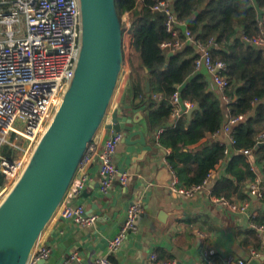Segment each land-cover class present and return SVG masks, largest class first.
<instances>
[{"label": "built area", "instance_id": "built-area-1", "mask_svg": "<svg viewBox=\"0 0 264 264\" xmlns=\"http://www.w3.org/2000/svg\"><path fill=\"white\" fill-rule=\"evenodd\" d=\"M142 2L143 0H138V3ZM251 5L255 6L253 3ZM153 10L164 14L166 30L172 35L171 40L161 44L163 53L177 54L193 46L197 55L195 70L198 72L204 69L212 74L216 91L224 93L229 85L225 75L227 66L223 61L212 60L211 50L217 47L215 41L210 39L205 43L201 42L188 28L181 34L179 29L181 22L176 18L171 1L158 0ZM122 22L123 35H127V41L125 40L123 45L124 55L128 54L129 57L130 22L127 20ZM258 25L259 33L252 39L244 40L264 51V15H260ZM82 31L80 0H0V199L2 192L12 189L22 175L31 153L63 103L75 76L82 47ZM223 99L226 103L230 102L225 95ZM170 102L172 122H176L195 107L189 102L182 103L178 92L172 96ZM244 120L245 115L230 117L223 128L211 136L225 133L227 143L234 146L236 144L234 128ZM123 139L122 132H115L104 141V149L99 155L101 195L107 194L118 176L124 186L129 183L127 175L119 173L113 163V156ZM263 143L264 132H261L255 146L243 149L241 153L251 162L257 146ZM91 150H95L92 143L87 153ZM168 167L170 168L169 165ZM172 176L169 187L176 193L192 197L210 184L212 173L208 174L201 185L190 188L180 187L173 171ZM91 180V175L84 174L74 195L81 196ZM73 185L74 179L69 190ZM249 191L251 195L261 198L259 181H254ZM215 201L232 211L238 210L233 203L224 198H216ZM143 212L144 199L138 198L129 204L127 219L112 241L109 254L117 253L122 248L126 239L136 230ZM54 217H61L76 226L84 227L94 224L97 220L95 215L87 212L86 206L82 203L64 207L61 204ZM251 228L256 230L259 236L264 232V229L256 224H252ZM40 238L27 264H40L51 259L52 248L41 244ZM252 257L258 258L259 255L254 251ZM151 258L155 264H178L176 260L159 262L154 254ZM70 259L79 261L80 255L77 252L72 253ZM228 261L231 264H248L247 261H235L233 258ZM94 264L115 263L106 255L99 256Z\"/></svg>", "mask_w": 264, "mask_h": 264}, {"label": "crops", "instance_id": "crops-1", "mask_svg": "<svg viewBox=\"0 0 264 264\" xmlns=\"http://www.w3.org/2000/svg\"><path fill=\"white\" fill-rule=\"evenodd\" d=\"M122 20L129 22V15L124 14ZM186 28L187 23L181 22L180 33L183 34ZM124 69L118 95L110 107L112 115L95 136L92 142L95 150L86 153L74 177V185L62 203V207L82 203L97 220L84 227L54 217L40 240L41 244L52 248V257L45 264H94L99 256L106 255L114 257L117 264H155L152 254L156 255L159 262L176 260L178 264H231L228 261L230 258L244 260L248 264L255 259H263L261 264H264V232L259 236L262 245L252 241L250 232L253 230L252 224L264 229V160L258 158L256 152L253 165L252 161L246 159V163L255 171L254 181H259L261 198H252L249 188L254 181H247L245 192L248 198L241 197L242 192L234 196L231 202L237 211L216 203V197L212 194L214 184L227 176L228 159L222 160L210 172L211 182L200 192L192 197L176 193L169 187L173 176L166 158L170 150L157 143L161 130L156 131L154 127L148 126L145 115L133 108L130 96L126 95L131 78L129 60ZM198 73L205 75L209 90L216 91L213 75L204 69ZM161 98L155 96L158 101ZM137 114L142 116V121L134 124L133 128L144 133L146 145L120 143L113 163L119 173L124 169L123 174L127 175L129 183L124 186L118 176L107 194L101 195L99 155L104 149V141L116 132L113 119L121 115L123 124L128 126L127 121ZM186 117L188 121L191 119L187 114ZM122 133L125 135L128 132L123 129ZM137 139L139 137L136 136L133 141ZM227 140L225 133L214 137L208 134L196 146L215 142L230 148L232 145ZM239 168L243 169L242 163ZM84 174L91 175L92 180L78 197L74 191ZM138 198L144 199V212L137 222L136 230L126 239L122 248L111 255V243L127 219L128 206ZM254 251L258 253V258L252 257ZM75 252L80 255L79 261L70 259Z\"/></svg>", "mask_w": 264, "mask_h": 264}, {"label": "trees", "instance_id": "trees-1", "mask_svg": "<svg viewBox=\"0 0 264 264\" xmlns=\"http://www.w3.org/2000/svg\"><path fill=\"white\" fill-rule=\"evenodd\" d=\"M157 1L115 0L120 19L127 13L130 22L131 78L126 95L133 108L145 115L146 124L161 130L157 143L170 150L167 163L180 187L201 185L216 165L228 159L227 176L214 184L212 194L232 202L243 192L241 197L247 199L245 184L254 181L256 174L241 150L255 146L264 132V51L247 45L244 38L252 39L259 33L264 0L171 1L177 20L186 22L197 40L205 43L213 39L217 44L211 57L227 66L229 85L224 93L210 91L205 75L195 70L193 46L173 56L163 53L161 44L172 35L166 30L164 14L153 10ZM147 79L150 92L145 88ZM177 92L182 103L198 107L189 121L186 115L171 121L170 100ZM155 96L162 98L158 101ZM240 115H245V120L234 128V146L215 142L196 146L208 134L220 131L228 118ZM256 155L264 160V146H257ZM241 163L243 169L239 168ZM250 232L252 241L262 245L258 232ZM110 259L117 264L114 257Z\"/></svg>", "mask_w": 264, "mask_h": 264}, {"label": "water", "instance_id": "water-1", "mask_svg": "<svg viewBox=\"0 0 264 264\" xmlns=\"http://www.w3.org/2000/svg\"><path fill=\"white\" fill-rule=\"evenodd\" d=\"M80 1L82 47L74 79L22 175L0 204V264H27L37 240L66 198L120 83L124 35L115 0ZM146 91H151L149 79ZM197 109L188 111L189 119ZM121 119L116 116L113 124L116 132H128L123 141L145 146L144 133L133 128L142 116L128 120V126ZM136 136L139 139L133 141ZM262 261L255 259L251 264Z\"/></svg>", "mask_w": 264, "mask_h": 264}, {"label": "rangeland", "instance_id": "rangeland-1", "mask_svg": "<svg viewBox=\"0 0 264 264\" xmlns=\"http://www.w3.org/2000/svg\"><path fill=\"white\" fill-rule=\"evenodd\" d=\"M122 18H123V17H122ZM122 18H121V21H122ZM125 40L127 41V35H126V34H124V44H125ZM124 44H123V45H124ZM128 60H129V57H128V54H127V55H125V57H124V61H125L124 65H125V64H128ZM117 95H118V92H116V95L114 96V100L116 99ZM112 104H113V102H112ZM110 115H112V111H111V109H110V112L108 113L106 119H107ZM31 154H32V153H31ZM10 190H11V189H8L7 191L2 192V194H1V199H0V203L5 199V197H6L7 194L10 192ZM49 226H50V224H48L47 228H46L45 231L42 233V235H44V234L46 233V231L49 229ZM41 237H42V236H41ZM40 240H41V238H40Z\"/></svg>", "mask_w": 264, "mask_h": 264}, {"label": "bare ground", "instance_id": "bare-ground-1", "mask_svg": "<svg viewBox=\"0 0 264 264\" xmlns=\"http://www.w3.org/2000/svg\"><path fill=\"white\" fill-rule=\"evenodd\" d=\"M124 67H125V65H124ZM124 67H123V70H122V73H121V76H122V77H124V72H125ZM121 80H122V78L120 77V83H119L120 86H121V84H122V81H121ZM120 86H119V88H120ZM119 88H117V92H118V89H119ZM113 99H114V98H113Z\"/></svg>", "mask_w": 264, "mask_h": 264}]
</instances>
